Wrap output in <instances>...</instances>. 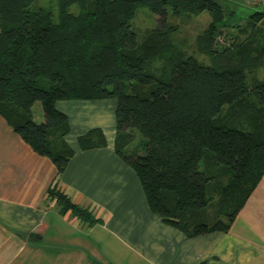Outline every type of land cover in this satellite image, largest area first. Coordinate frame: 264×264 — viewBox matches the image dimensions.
<instances>
[{
    "label": "trees",
    "instance_id": "1",
    "mask_svg": "<svg viewBox=\"0 0 264 264\" xmlns=\"http://www.w3.org/2000/svg\"><path fill=\"white\" fill-rule=\"evenodd\" d=\"M140 7L155 19L141 42L132 28ZM205 12L211 66L171 41V16ZM234 16L217 0H0V115L61 174L74 150L56 103L116 99V153L150 210L188 237L227 233L264 176V10L230 33ZM79 144L107 141L93 129ZM52 196L64 214H89L57 186Z\"/></svg>",
    "mask_w": 264,
    "mask_h": 264
},
{
    "label": "crops",
    "instance_id": "2",
    "mask_svg": "<svg viewBox=\"0 0 264 264\" xmlns=\"http://www.w3.org/2000/svg\"><path fill=\"white\" fill-rule=\"evenodd\" d=\"M217 1L247 16L264 10V0ZM56 107L68 117L65 140L74 150L61 174L0 115V264H264V224H256L258 242L256 225L238 228L242 210L229 232L197 237L150 210L139 178L116 153V99ZM93 129L107 145L83 150L79 137ZM56 186L89 214H64L50 197ZM257 201L255 218L264 212V176L245 207Z\"/></svg>",
    "mask_w": 264,
    "mask_h": 264
},
{
    "label": "rangeland",
    "instance_id": "3",
    "mask_svg": "<svg viewBox=\"0 0 264 264\" xmlns=\"http://www.w3.org/2000/svg\"><path fill=\"white\" fill-rule=\"evenodd\" d=\"M43 2V1H42ZM45 3V2H43ZM245 14L238 13V17L229 18L227 31L230 33H237L236 26H245ZM246 18V17H245ZM213 16L205 12L199 16H181V17H172L170 19V23L178 26V31L172 36V42L175 46V49L179 52H182L185 56H194L201 63L211 66L214 63L211 61L212 58L208 55L204 48L203 39L207 37L208 30L213 23ZM155 19L154 15L145 7H140L137 10L136 16L132 21V28L138 34L140 42L146 38L147 35L150 34L151 30L155 28ZM216 23V21H215ZM228 24V23H227ZM232 27V29L230 28ZM230 28V29H228ZM220 39V40H219ZM218 40L222 43H225V38L220 37ZM162 63H165L163 60ZM161 62H157V65L161 66ZM264 70L260 69L257 72L258 78H263ZM33 118L36 123H41L43 121V108L40 102L36 103L33 107ZM139 143V140L135 138L133 145L131 147H136ZM226 180L227 178L224 177ZM247 204V203H246ZM251 204V205H250ZM249 206L242 209V216L238 223V228L251 227L252 225H258V227L262 228V224H264V217L262 214L257 218L253 216V211L251 209L253 207L258 206V213L262 210L261 202H251ZM247 208V209H246ZM250 208V209H248ZM262 223V224H261ZM256 225L255 235L251 237L256 239L258 242L261 241V230Z\"/></svg>",
    "mask_w": 264,
    "mask_h": 264
}]
</instances>
